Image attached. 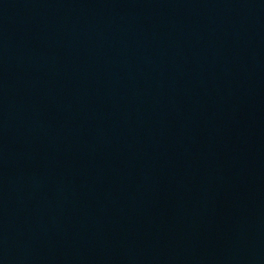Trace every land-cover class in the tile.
<instances>
[{
  "label": "water",
  "instance_id": "water-1",
  "mask_svg": "<svg viewBox=\"0 0 264 264\" xmlns=\"http://www.w3.org/2000/svg\"><path fill=\"white\" fill-rule=\"evenodd\" d=\"M0 264H264V0H0Z\"/></svg>",
  "mask_w": 264,
  "mask_h": 264
}]
</instances>
